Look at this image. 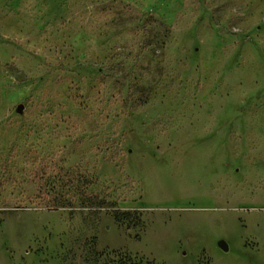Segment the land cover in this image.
I'll list each match as a JSON object with an SVG mask.
<instances>
[{
	"label": "rangeland",
	"instance_id": "1",
	"mask_svg": "<svg viewBox=\"0 0 264 264\" xmlns=\"http://www.w3.org/2000/svg\"><path fill=\"white\" fill-rule=\"evenodd\" d=\"M0 264H264V0H0Z\"/></svg>",
	"mask_w": 264,
	"mask_h": 264
},
{
	"label": "water",
	"instance_id": "2",
	"mask_svg": "<svg viewBox=\"0 0 264 264\" xmlns=\"http://www.w3.org/2000/svg\"><path fill=\"white\" fill-rule=\"evenodd\" d=\"M18 112H21L23 110V106L19 105L18 106ZM223 251L227 252L228 251V245L225 244L224 241H219L217 244Z\"/></svg>",
	"mask_w": 264,
	"mask_h": 264
}]
</instances>
